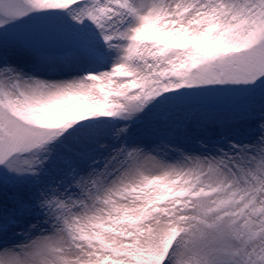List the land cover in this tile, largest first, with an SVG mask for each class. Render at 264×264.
<instances>
[{
	"label": "snow or ice",
	"instance_id": "6c2138e0",
	"mask_svg": "<svg viewBox=\"0 0 264 264\" xmlns=\"http://www.w3.org/2000/svg\"><path fill=\"white\" fill-rule=\"evenodd\" d=\"M0 264H264V0H0Z\"/></svg>",
	"mask_w": 264,
	"mask_h": 264
},
{
	"label": "rangeland",
	"instance_id": "374dc122",
	"mask_svg": "<svg viewBox=\"0 0 264 264\" xmlns=\"http://www.w3.org/2000/svg\"><path fill=\"white\" fill-rule=\"evenodd\" d=\"M41 55H45L54 59H62L66 56H71L72 53L68 49V46L56 39L47 41L43 47ZM55 78H66V77H55ZM189 112L195 111L197 114L203 113L206 118L214 120H232L234 115L230 111V107L223 103H209L207 105L198 106L194 110H188ZM188 113L178 114L174 117L175 120H182L184 115ZM197 118H200L199 115ZM145 128H150L152 131L145 134L143 131ZM191 128V125H190ZM172 134V138L184 144H191L196 146L200 139L199 133L190 132L185 135L182 131L174 130L168 126L155 122V121H145L141 125L133 127V135L131 137L134 142H142L147 144H152L156 142L161 136Z\"/></svg>",
	"mask_w": 264,
	"mask_h": 264
}]
</instances>
